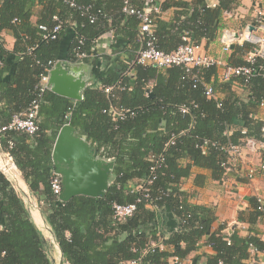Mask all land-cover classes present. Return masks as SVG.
I'll use <instances>...</instances> for the list:
<instances>
[{
  "label": "trees",
  "instance_id": "16d2710c",
  "mask_svg": "<svg viewBox=\"0 0 264 264\" xmlns=\"http://www.w3.org/2000/svg\"><path fill=\"white\" fill-rule=\"evenodd\" d=\"M215 1L210 6L207 0H128L130 8L150 10L152 30L147 35L135 16L123 13V0H0V127L33 102L38 104L37 131H5L0 149L37 197L65 264H169L174 258L181 264L202 241L212 252L203 264H246L250 248L264 252V240L253 229L263 216L256 198L247 218L250 233L227 236L223 226L213 229L214 208L191 203L195 191L182 188L188 180L194 189L221 181L230 145L247 138L264 142V122L253 119L264 101V58L247 61L258 45H232L222 63L249 67L254 75L229 81L215 78V65L159 69L137 62L149 40L166 54L188 42L201 46L214 41L223 14L236 9L240 0ZM170 8L176 9L175 15L162 20L161 13ZM56 26L59 30L53 33ZM4 31L15 40L11 51L4 47ZM108 33L125 59L101 66L91 54ZM60 61L93 68L79 102L40 91L42 77ZM233 85L242 87L246 97L238 96ZM208 87L212 96L206 95ZM113 110L120 114L113 116ZM66 124L88 142L97 158L114 163L105 198L77 196L61 202L51 190L52 148ZM261 152L264 155V149ZM114 204L134 205L135 211L118 221ZM166 206L175 221L171 232ZM49 244L0 171V264H53ZM191 262L199 264V258Z\"/></svg>",
  "mask_w": 264,
  "mask_h": 264
},
{
  "label": "crops",
  "instance_id": "0c3cea01",
  "mask_svg": "<svg viewBox=\"0 0 264 264\" xmlns=\"http://www.w3.org/2000/svg\"><path fill=\"white\" fill-rule=\"evenodd\" d=\"M158 1L162 2L164 0ZM207 3L211 6L215 5L216 1L207 0ZM175 12V8H170L167 11L161 13L160 17L164 21H170L175 15ZM258 22H260V24ZM220 25L222 27L217 38L209 44H206L205 41H203L200 46V51L202 54L204 53V55L214 60L224 62V60H226L229 55V53L223 52L222 44L220 42L221 34L224 31L233 32L238 35H244L249 32V27H253L254 31L250 34L258 39H264V30L259 28L261 25H264V0H240L236 9L223 14ZM1 38L5 49L11 51L15 41L11 32L4 31L1 34ZM117 46L118 44L116 42L114 43L113 36L109 33L105 34L98 39L91 55L100 59L101 66L112 63L117 58L125 59L120 50L116 49ZM70 64L88 65L83 62ZM88 66L91 68V75L87 80L88 86H90V81L92 80L93 76V68L90 65ZM96 70L100 71L101 68L96 67ZM222 72V68L219 67L217 69L215 78H219ZM233 90L238 96L242 98L246 97V92L242 87L233 85ZM253 119L264 122V105H259L257 107L253 114ZM4 155L5 154H1L0 157H4ZM262 163H264V155L261 151L256 153H249L246 151L244 152L243 159L235 162L232 165L231 171L226 173V176L221 181H208L205 187L201 189H194L192 186V181L188 180L182 184V188L189 193L195 191L194 196H192L190 200L191 203L206 205L214 208L216 222L213 224V229L216 230L223 226V234L227 236L232 234L234 231L237 233V235H239V237H246L248 233H250V226L247 223L248 214L252 211V203L254 199L256 197L261 198L263 204V216L260 218V220H258L253 229L257 231V236L264 240V172L259 170V165ZM249 170H255V176L251 180L247 178ZM12 185L25 204H27L28 199H30V201L38 205L37 197H35L29 191L28 186L19 170H17L16 174V183H12ZM30 215L33 222L40 231L42 228L45 229V231L41 233L44 238L49 240L48 242L52 244L51 246L56 254L53 257L54 262L53 259H51L53 264H60L61 262L62 264H65L39 208L30 212ZM38 216L41 221H38ZM172 251L173 249L170 250V252ZM211 253V249L206 247L204 241H202L199 243L197 249L188 260L192 261L196 258H199V264H203L205 262V255ZM169 264H174L173 259L169 260Z\"/></svg>",
  "mask_w": 264,
  "mask_h": 264
},
{
  "label": "built area",
  "instance_id": "2783aa9c",
  "mask_svg": "<svg viewBox=\"0 0 264 264\" xmlns=\"http://www.w3.org/2000/svg\"><path fill=\"white\" fill-rule=\"evenodd\" d=\"M124 1V7L122 9L123 13L135 16L136 19L140 21V30L142 33H146L147 35L151 34L152 30V24L150 19V10L149 9H134L128 7V0ZM70 6L74 7V3L70 2ZM155 11L157 9L155 8ZM261 30H264V25H261L259 27ZM59 30V26H56L53 29V33H56ZM233 32L224 31L221 34L220 42L222 44V50L224 53H228L235 43H241L243 41H248L253 44L258 45V49L254 50L252 53H250L247 57V61L250 64L254 63V59L256 57H263V49H264V39H258L254 37L252 34L247 32L244 35H239L240 38L236 39L233 34ZM137 62L140 65H153L159 69L161 68H167L171 66H179L183 67L186 70H189L193 67H202V66H211L215 65L217 67L222 68L223 72L220 75V79L222 81H229L231 77H237V76H243V77H250L254 75V70H252L249 67H228L225 63H222V61L214 60L204 54L200 51V46H195L194 44L188 42L186 45L179 47L175 52L171 54H166L161 51H158L151 40L147 41L144 48L141 49L138 53ZM55 65V64H54ZM54 65L50 66V68L47 70V75L42 77L41 79V88L40 91L43 92L44 90H49L47 87L48 82V75L51 69L54 67ZM109 92V88L105 89V93ZM206 95L212 96V90L211 88L206 89ZM260 106H263L264 103H260ZM182 112L185 113V109H182ZM112 115H119L120 113H116L114 110L111 112ZM38 114V104L36 102H33L30 108L23 114L16 115L12 118V121L10 124L4 127H0V137L1 134L5 131H22L26 132L27 134H34L37 131V126L35 123V120L37 118ZM262 133L264 134V127L262 128ZM264 149V142L258 141L253 138H247L245 139L241 144L239 145H230L227 148V152L229 154V158L227 160V167H226V173L231 171L232 165L243 159L244 152L248 151L249 153H256L258 151H261ZM8 160H12L7 153H4ZM17 168L10 163L9 161H6L3 163L2 168L0 169L1 173L11 182L16 183V174H17ZM259 170L264 172V163L259 165ZM255 170H249L247 178L249 180L253 179L255 174ZM149 184L151 181L148 182ZM51 190L57 194L60 195L61 192V178L57 174H53V177L51 179ZM258 207L257 209L260 211H263L262 207V199L259 197H256ZM27 208L29 212H32L39 208L37 204L30 201L28 199L27 202ZM113 211H114V217L118 221H123L128 217H131L132 214L135 211L134 205H113ZM264 236V235H263ZM153 247H158L160 250L164 249V246L162 244H152ZM180 261L177 258L173 259V263H179ZM122 264H138L137 262H126ZM181 264H192L191 261H181ZM246 264H264V252H260L255 250L254 248L249 249V257L246 261Z\"/></svg>",
  "mask_w": 264,
  "mask_h": 264
},
{
  "label": "water",
  "instance_id": "95a60500",
  "mask_svg": "<svg viewBox=\"0 0 264 264\" xmlns=\"http://www.w3.org/2000/svg\"><path fill=\"white\" fill-rule=\"evenodd\" d=\"M248 31L252 33L254 28L249 27ZM232 34L236 39L240 38L238 34ZM90 75L91 68L88 65L60 61L49 72L47 87L57 96L79 102L82 100L83 91L88 87L87 80ZM147 94L152 97L150 91H147ZM1 154L4 153L1 151ZM51 160L54 173L61 178L59 195L61 202H67L77 196L105 198L114 163L97 158L91 152L88 142L78 135L71 125L66 124L59 130L53 144ZM6 161L15 166L14 162L4 155L0 157V169ZM166 227L170 232L175 227V221L168 206H166Z\"/></svg>",
  "mask_w": 264,
  "mask_h": 264
},
{
  "label": "rangeland",
  "instance_id": "374dc122",
  "mask_svg": "<svg viewBox=\"0 0 264 264\" xmlns=\"http://www.w3.org/2000/svg\"><path fill=\"white\" fill-rule=\"evenodd\" d=\"M45 231V229L44 228H42L41 229V232H44ZM47 241H49V240H47ZM50 243V242H49ZM52 244H49V247H48V249H49V256H50V258L51 259H53V262H54V255H56L55 254V251L53 250V248H52V246H51ZM51 247V248H50Z\"/></svg>",
  "mask_w": 264,
  "mask_h": 264
},
{
  "label": "bare ground",
  "instance_id": "6f19581e",
  "mask_svg": "<svg viewBox=\"0 0 264 264\" xmlns=\"http://www.w3.org/2000/svg\"><path fill=\"white\" fill-rule=\"evenodd\" d=\"M35 214H36V213H35ZM35 214H34V215H35ZM38 221H41L40 218H39V216H38ZM42 226H43V225H42ZM42 233H43V232H42ZM49 235H50V234H49ZM48 239H49V238H48Z\"/></svg>",
  "mask_w": 264,
  "mask_h": 264
}]
</instances>
